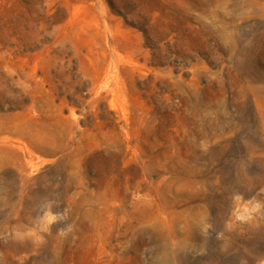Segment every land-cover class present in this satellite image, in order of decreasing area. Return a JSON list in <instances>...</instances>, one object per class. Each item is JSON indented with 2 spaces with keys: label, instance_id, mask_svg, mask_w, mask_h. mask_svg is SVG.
Returning a JSON list of instances; mask_svg holds the SVG:
<instances>
[{
  "label": "rangeland",
  "instance_id": "1",
  "mask_svg": "<svg viewBox=\"0 0 264 264\" xmlns=\"http://www.w3.org/2000/svg\"><path fill=\"white\" fill-rule=\"evenodd\" d=\"M0 264H264V0H0Z\"/></svg>",
  "mask_w": 264,
  "mask_h": 264
}]
</instances>
